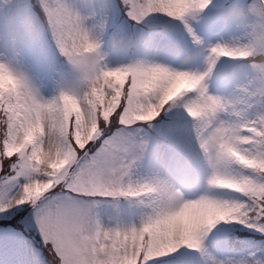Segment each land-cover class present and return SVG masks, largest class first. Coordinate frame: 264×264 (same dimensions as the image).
<instances>
[{
  "label": "clouds",
  "instance_id": "9594fccd",
  "mask_svg": "<svg viewBox=\"0 0 264 264\" xmlns=\"http://www.w3.org/2000/svg\"><path fill=\"white\" fill-rule=\"evenodd\" d=\"M18 215L0 264H264V0H0Z\"/></svg>",
  "mask_w": 264,
  "mask_h": 264
},
{
  "label": "snow or ice",
  "instance_id": "6c2138e0",
  "mask_svg": "<svg viewBox=\"0 0 264 264\" xmlns=\"http://www.w3.org/2000/svg\"><path fill=\"white\" fill-rule=\"evenodd\" d=\"M19 220V215L12 220L8 217H0V257L7 254L13 261H23L27 258L23 239L26 233L22 225L18 223Z\"/></svg>",
  "mask_w": 264,
  "mask_h": 264
}]
</instances>
